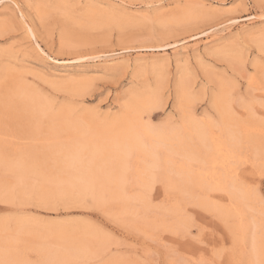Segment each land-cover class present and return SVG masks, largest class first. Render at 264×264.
I'll use <instances>...</instances> for the list:
<instances>
[{
  "label": "rangeland",
  "instance_id": "374dc122",
  "mask_svg": "<svg viewBox=\"0 0 264 264\" xmlns=\"http://www.w3.org/2000/svg\"><path fill=\"white\" fill-rule=\"evenodd\" d=\"M123 1L120 5L117 0H0L4 149L28 147L26 125H21L14 96L19 87L47 99L52 110L64 108L85 122L120 114L132 94L151 91L154 100L144 115L151 126H176L184 109H189L195 118L218 129L213 97L224 85L230 91L232 112L242 123H255L250 133L264 146V45L259 43L264 42V0ZM178 43L186 50L177 48ZM37 44L48 58L38 52ZM161 44L168 45L159 48ZM179 77L189 86L187 107L176 94ZM61 81L69 87L55 84ZM43 119L41 135L49 122ZM241 157L237 180L249 188L256 205L264 206V173L260 174L249 151L242 149ZM3 179L11 183L14 175L0 167ZM151 187L147 216L170 220L164 209L176 200L181 228L152 230L133 217L119 215L113 205L89 197L44 199L3 190L0 222L10 229L17 221L40 226L72 223L105 235L106 250L85 264L114 259L124 264H197L202 259L232 264L231 255L236 256L237 250L229 221L163 182ZM245 245L247 249L248 241ZM25 250L23 256L36 262L37 254Z\"/></svg>",
  "mask_w": 264,
  "mask_h": 264
},
{
  "label": "bare ground",
  "instance_id": "6f19581e",
  "mask_svg": "<svg viewBox=\"0 0 264 264\" xmlns=\"http://www.w3.org/2000/svg\"><path fill=\"white\" fill-rule=\"evenodd\" d=\"M259 43L264 45L263 41ZM177 48L186 50L182 44ZM37 49L49 57L38 44ZM55 84L69 87L67 81ZM175 88L187 107L189 86L179 77ZM19 89L13 94L29 142L26 148L6 151L0 138V167L14 175L11 183L0 180V190L8 194L29 192L44 199L89 197L96 203L113 205L119 215L133 217L152 230H177L182 218L176 200L164 209V216L170 220L147 216L146 207L151 203L148 192L154 182L160 181L230 222L236 246L233 249L237 250L236 256L231 255L232 264H264V206L256 205L249 188L237 180L242 149L252 154L260 174L264 173V146L250 133L255 123H242L232 112L227 87L221 85L213 97L220 120L218 129L209 121L195 118L194 111L187 108L178 125L151 126L144 121L154 100L151 91L132 94L120 114L85 122L70 116L64 108L52 110V104L37 93ZM42 118L50 122L45 135L40 131ZM107 245L105 235L72 223L40 226L17 221L10 229L0 222V264H85L103 253ZM27 248L37 254L36 262L23 256ZM214 258L219 263L220 257ZM106 264L124 263L114 259Z\"/></svg>",
  "mask_w": 264,
  "mask_h": 264
},
{
  "label": "snow or ice",
  "instance_id": "6c2138e0",
  "mask_svg": "<svg viewBox=\"0 0 264 264\" xmlns=\"http://www.w3.org/2000/svg\"><path fill=\"white\" fill-rule=\"evenodd\" d=\"M197 264H213V262L210 260L202 259V260L198 261Z\"/></svg>",
  "mask_w": 264,
  "mask_h": 264
}]
</instances>
